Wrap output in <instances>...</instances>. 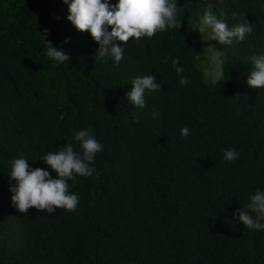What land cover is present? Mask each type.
<instances>
[{"label": "trees", "instance_id": "16d2710c", "mask_svg": "<svg viewBox=\"0 0 264 264\" xmlns=\"http://www.w3.org/2000/svg\"><path fill=\"white\" fill-rule=\"evenodd\" d=\"M177 2L181 28L117 41V65L96 59L98 42L67 19L63 0H0V264H264V230L232 219L264 191V89L247 83L250 58L264 55V0ZM209 5L229 28H253L243 42L213 40L216 80L196 35ZM42 34L70 61L48 58ZM147 75L162 91L146 93L140 108L127 93ZM72 130L102 145L92 165L99 175L68 182L79 198L73 212H19L11 162L24 158L57 178L41 157L66 142L79 152ZM229 148L240 153L231 162Z\"/></svg>", "mask_w": 264, "mask_h": 264}, {"label": "clouds", "instance_id": "9594fccd", "mask_svg": "<svg viewBox=\"0 0 264 264\" xmlns=\"http://www.w3.org/2000/svg\"><path fill=\"white\" fill-rule=\"evenodd\" d=\"M63 2L68 5L67 19L78 31L90 32L98 42L96 59L110 55L117 65L123 58L124 49L121 43L127 44L130 38L139 42L145 36L151 38L157 32L181 28L182 19L178 16L182 9L177 0H118L114 5L110 4L109 0H63ZM235 15L233 13V16ZM200 25V33L204 29L209 30L204 40H215L226 45H231L234 40L243 42L253 32L249 23L229 28L226 22L218 19L213 13L211 5L203 12ZM44 33H47V29ZM45 34L42 35L46 40ZM46 41L48 58L57 65L70 61V56L61 48L54 46L51 41ZM250 59L253 67L247 83L252 87L264 89V55H254ZM163 62L166 63L167 60ZM178 63L179 58L173 59L172 67L180 76V84L186 85L189 78L181 75L184 69L178 66ZM131 84L132 88L127 93V98L140 108L146 106V93L151 95L153 92L162 91L155 75L136 77ZM158 114L159 110H154L153 115ZM72 131L74 140L79 143V152L75 150L73 143L66 142L57 152H49L41 157L57 173V178H53L49 171L43 168H30L28 160L24 158H17L11 162L9 179L16 182L15 185L10 184V191L13 193L11 199L19 212L27 214L30 208L46 210L48 213H53L57 209L69 212L77 209L79 198L75 193L69 192L68 182H75L78 176L91 177L94 173L99 175L92 165L96 154L102 151V145L88 130ZM180 132L184 137L191 135L190 129L186 126L181 128ZM239 155L234 148L224 151V159L229 162L236 160ZM232 219L250 230H264V191L257 188L248 204L234 210Z\"/></svg>", "mask_w": 264, "mask_h": 264}, {"label": "rangeland", "instance_id": "374dc122", "mask_svg": "<svg viewBox=\"0 0 264 264\" xmlns=\"http://www.w3.org/2000/svg\"><path fill=\"white\" fill-rule=\"evenodd\" d=\"M201 25L196 30V35L202 43V47L206 52L207 62L204 64L203 69L207 77L216 80L221 75L220 70V52L215 48L213 40H204L207 37L208 31L204 29L200 33Z\"/></svg>", "mask_w": 264, "mask_h": 264}]
</instances>
